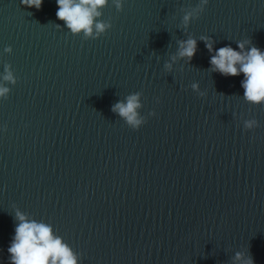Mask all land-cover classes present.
I'll return each mask as SVG.
<instances>
[{
	"label": "water",
	"instance_id": "95a60500",
	"mask_svg": "<svg viewBox=\"0 0 264 264\" xmlns=\"http://www.w3.org/2000/svg\"><path fill=\"white\" fill-rule=\"evenodd\" d=\"M57 10L0 0V264L16 211L77 264H264V103L244 99L242 73L210 70L201 39L264 51V0H109L112 28L88 40ZM188 38L190 63L177 56ZM136 92L138 130L111 110Z\"/></svg>",
	"mask_w": 264,
	"mask_h": 264
},
{
	"label": "clouds",
	"instance_id": "9594fccd",
	"mask_svg": "<svg viewBox=\"0 0 264 264\" xmlns=\"http://www.w3.org/2000/svg\"><path fill=\"white\" fill-rule=\"evenodd\" d=\"M109 0H56L58 10L56 17L64 22V26L74 35L83 33V39H97L112 28L111 22H105L99 18L103 15L102 9L108 5ZM43 0H21V4L28 8L39 10ZM117 11L123 10V0H112ZM208 0H201V4L207 5ZM198 12L204 9L202 6H195ZM193 18V13H186L183 22L187 25ZM61 25L57 24L59 28ZM209 53L211 71L219 72L223 76H239L241 73L244 79L241 87L244 89V99L252 104L264 103V51L252 46L245 51V43L238 42L240 51L231 46L213 49L211 38L201 37ZM178 43L177 56L187 58L190 63L196 54L197 41L194 38L180 40ZM4 52L11 53L12 48L6 47ZM177 57L173 56L175 61ZM165 68L171 69V64L166 63ZM3 80L11 84L16 83V77L10 65H5ZM193 89L198 88L197 84L192 85ZM9 88L0 86V97L7 98ZM141 93L129 94L125 101H120L112 106V112L123 118L134 130H138L147 121L140 116L138 109ZM151 115H155L152 112ZM257 125L256 120L245 122L246 128ZM15 220L18 221L15 227V235L12 238L7 251L10 254L9 264H77V258L62 239L53 234L52 228L44 223H37L29 220L23 213L16 211ZM234 261L240 264H254L250 252H237Z\"/></svg>",
	"mask_w": 264,
	"mask_h": 264
}]
</instances>
